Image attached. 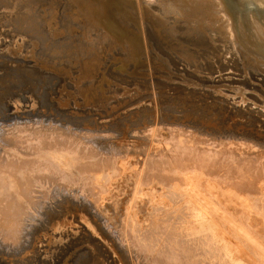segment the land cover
I'll return each mask as SVG.
<instances>
[{"label": "rangeland", "instance_id": "rangeland-1", "mask_svg": "<svg viewBox=\"0 0 264 264\" xmlns=\"http://www.w3.org/2000/svg\"><path fill=\"white\" fill-rule=\"evenodd\" d=\"M5 1L0 264H238L237 257L264 264V255L219 219L239 252L231 258L210 233L211 252L205 251L201 238L185 227L195 207L184 206L181 192L169 193L171 176L159 175L166 154L181 144L222 150L264 168V64L236 42L220 0ZM13 13L21 19L18 29L7 23ZM9 56L22 60L25 71L5 59ZM60 155L69 159V168ZM141 165L155 180L141 179L136 215H127L136 186L133 171ZM11 180L17 192L4 190ZM251 181L250 190L242 191L252 201L251 213L229 202L226 190L216 196L220 205L226 200L223 209L235 208V223L244 218L240 226L264 242V178ZM14 193L22 199L17 206L22 205V220L19 209H12Z\"/></svg>", "mask_w": 264, "mask_h": 264}, {"label": "bare ground", "instance_id": "bare-ground-1", "mask_svg": "<svg viewBox=\"0 0 264 264\" xmlns=\"http://www.w3.org/2000/svg\"><path fill=\"white\" fill-rule=\"evenodd\" d=\"M21 1V0H20ZM5 3H6V1L5 0H0V7H4V5H5ZM14 10V9H13ZM7 15V14H6ZM9 16V15H8ZM11 18L9 19V21L7 22V23H9L8 25H11L12 26V28L13 29H18L20 26H21V19L20 18H18L17 16H15L14 15V13H13V15L11 14ZM227 21V20H226ZM29 22V21H28ZM27 22V23H28ZM227 24L225 25L226 26V29H227V32H228V38H231L232 37V31H231V29H230V26H229V24H228V22H226ZM26 31V30H25ZM15 36V35H14ZM156 37V36H155ZM162 47V46H161ZM10 58V56L7 58V57H5V59H9ZM12 58V57H11ZM10 58V60H11V63L13 64V65H18L19 67H20V69H23L24 71H25V67H22V65H23V63H22V60H20V59H17V58H15V59H11ZM12 65V66H13ZM28 65V64H27ZM26 65V66H27ZM33 69V68H32ZM17 71V70H16ZM34 71V70H33ZM26 72H27V70H26ZM31 72V71H30ZM10 74V73H9ZM27 74V73H26ZM37 76V75H36ZM17 77H19V76H17ZM29 77V76H28ZM14 79V78H13ZM14 81V80H13ZM22 81V80H21ZM43 81V80H42ZM17 82V81H16ZM15 82V83H16ZM14 84V83H13ZM164 85V84H163ZM25 87V86H24ZM32 88V87H31ZM154 91V90H153ZM181 91V90H180ZM16 92V91H15ZM176 96V95H175ZM184 97V96H183ZM182 98V97H181ZM180 98V99H181ZM191 98V97H190ZM194 99V98H193ZM220 101V100H219ZM177 102V101H176ZM180 102V101H179ZM187 105V104H186ZM217 106V105H216ZM219 107H221V104H220V106ZM186 108V107H185ZM190 108V107H189ZM202 109V108H201ZM227 113V112H226ZM189 117V116H188ZM221 117V116H220ZM223 118V117H222ZM221 118V119H222ZM208 119V118H207ZM203 120V119H202ZM210 122V121H209ZM211 123H213V122H211ZM210 123V124H211ZM217 123V122H216ZM209 124V123H208ZM213 125H214V123H213ZM12 146H14V145H12ZM17 146V145H16ZM177 147L174 149V150H172L170 153H169V155H167L166 154V156H168V157H165V160L163 161V162H165V164L164 163H162V167H163V169H164V172H161V174H159L160 176H162V178L163 177H165V174H162V173H166L167 174V177H170L171 176V178L169 179V187H170V189L172 190L171 192H170V190H169V193H171V194H175V193H179V192H181L182 194H184V202L186 203V205L184 204V206H186L187 208H190V207H195V209H196V211H197V213H196V215L195 216H193V217H191V220L188 222V223H185V224H187V225H185V227H186V231H188L189 232V234L190 235H197V237H200L201 238V240H199L200 241V246H201V244L203 243V248H205V251H207V250H209L210 252H211V249L207 246V242H209V243H212L213 241L212 240H210V241H208V239L210 238V237H212V239H217L218 241H220V244L222 245V248H225V252H228V254H229V256L231 257V258H234L233 257V253L234 252H239V250H238V244L236 243V242H232V241H230L229 240V238L227 237V235L226 234H224V232L223 231H225L224 229H222V228H220L219 226H218V224L216 223V221L215 220H217V219H219L220 221H221V223H222V226L224 225L225 227H227V230H229V231H231V232H234L236 235H237V237H238V239H240V241H241V239L242 240H246L248 243H251L252 244V247L255 249L256 248V252H259V254H260V252H261V254H263L264 255V246H261V244H259V243H261L263 240L261 239V238H263V237H260V239L262 240H259V238L257 239V238H255V236H254V238L259 242H257V241H255V239L253 238V236L252 235H250V229L247 231V229H245L244 227H242V226H240V225H242L243 224V222L245 221V223L247 222L246 220H244L243 222H242V220L244 219H242V218H240L241 219V221H238V224L237 223H235V218H234V216H233V211H234V207L233 208H231L232 210H229V208H228V210L227 209H223L224 208V206H225V204H226V200L224 201V203H222V200H221V203H222V205H220V202L218 201V198H217V196H216V194L218 193V192H220V194L224 191V190H226V191H224L225 192V194H226V192H227V195L229 194V196H228V199L230 200L229 202H233V201H231V200H236L238 203H236L237 205H239L240 207H244L243 209L245 210V208L246 209H248L249 210V212L251 211V209H253L252 207H253V205L251 206V203H252V201L251 200H248V198H247V194L245 195V194H243L244 192H242L243 190L244 191H249L250 189V187H252L251 185H253V182L254 181H256V180H254L253 182L251 181V180H253V179H256V178H264V168H262L261 167V162H259L260 163V165L259 164H255L256 166H253V165H251L250 163H248L247 161H246V158L245 159H241V158H236V157H234L232 154L231 155H228V154H225L224 155V153L223 152H221V151H217V150H204V149H201V147L200 146H187L186 144H181V145H176ZM222 146H223V144H222ZM23 147V146H22ZM226 147V146H225ZM18 148V147H17ZM67 148V147H66ZM206 148V147H205ZM211 148V147H210ZM227 148V147H226ZM14 149V148H13ZM24 149V148H23ZM208 149V148H207ZM222 149V148H221ZM36 151V150H35ZM223 151H224V149H223ZM13 152V151H12ZM16 152V151H15ZM23 152V150L21 151V153ZM58 152V151H57ZM57 152H53V153H55V154H57ZM225 152V151H224ZM59 153V152H58ZM226 153H228V152H226ZM29 154V153H28ZM33 154V153H32ZM55 154H54V156H55ZM51 155H53V154H51ZM59 155V154H58ZM52 157V159H55V157ZM56 157H58V156H56ZM59 157H61V158H63L61 155L59 156ZM58 157V158H59ZM239 157V156H238ZM65 158V157H64ZM63 158V159H64ZM66 158H67V155H66ZM18 159V158H17ZM27 159V158H26ZM51 159V158H50ZM68 159V158H67ZM67 159H66V161H67ZM250 159V158H249ZM3 160V159H2ZM1 160V161H2ZM69 160V159H68ZM148 160V159H147ZM252 160V159H251ZM26 161V160H25ZM56 161H58V160H56ZM66 161H65V159H64V163L66 164ZM253 161V160H252ZM60 163H62V165H63V162H62V159H61V161H59ZM58 162V163H59ZM140 161H138V162H136V164L135 165H137L138 163H139ZM142 162V161H141ZM249 162H251V161H249ZM1 163V162H0ZM23 163V162H22ZM27 163V162H26ZM25 163V164H26ZM146 163H147V161L146 162H143V165L145 166L146 165ZM151 163V162H150ZM154 163V162H153ZM92 164V163H91ZM61 165V164H60ZM59 165V166H60ZM62 165H61V167H62ZM88 165V164H87ZM259 165V166H258ZM263 165V164H262ZM65 167H63L64 169L66 168V166H68V164H66V165H64ZM138 166V165H137ZM144 166H139V168L137 169V170H134L133 172H134V176H135V178H138V179H135L134 178V180H136V186H135V184H134V194H133V197H132V200L129 202V205H128V207H126L127 209H126V212H132V216L133 215H136L135 214V212H134V210H135V207H136V205H137V202L135 201V200H137V198L138 197H140L141 196V190L142 189H139L140 187L138 186L139 185V182L141 181V179L142 178H145V176H146V178H148V174H149V172H148V174H146V173H144V169H143V167ZM160 166V165H159ZM70 166H68V168H69ZM133 167V166H132ZM162 167H161V170H162ZM24 168V167H23ZM88 168V167H87ZM150 168V167H149ZM152 168V167H151ZM134 169H135V167H134ZM87 170V169H86ZM1 172V171H0ZM73 172V171H72ZM110 172V171H109ZM109 172L107 173V174H109ZM66 175V174H65ZM104 175H106V174H104ZM104 175H103V177H104ZM111 175H112V173H111ZM49 176V175H48ZM107 176V175H106ZM150 176V175H149ZM154 176V175H153ZM172 176H174V177H172ZM176 176H178V178L176 179V180H174V178H176ZM256 176V177H255ZM47 178V177H46ZM51 178V177H50ZM54 178H56V177H54ZM111 178V177H110ZM145 178V179H146ZM151 178V177H150ZM104 179V181H106L108 178H106V180H105V178H103ZM164 179V178H163ZM10 180V179H9ZM148 180H149V178H148ZM152 180H155L154 178L152 179L151 178V181ZM177 180H179V181H177ZM212 180H214V183H212ZM258 180V179H257ZM101 181V180H100ZM99 181V182H100ZM103 181V180H102ZM109 181V180H108ZM143 181V180H142ZM147 181V180H146ZM145 181V182H146ZM150 181V180H149ZM149 181L148 182H146V183H149ZM150 181V182H151ZM176 181V182H175ZM9 182H10V184H9ZM8 182V186H7V188H6V186H5V189L4 190H9L10 189V192H12V191H15L16 189L14 188V184H13V182H12V180L11 181H9ZM27 182V184H29L28 183V181H26ZM43 182V181H42ZM48 181H46V183H47ZM144 182V181H143ZM168 182V181H167ZM250 182H252V184L250 185ZM257 182V181H256ZM41 183V182H40ZM142 183V182H141ZM249 183V184H248ZM259 183V182H258ZM5 184V185H6ZM26 184V185H27ZM32 184V183H31ZM30 184V185H31ZM44 184V183H43ZM20 185V184H19ZM29 185V186H30ZM47 185H49L50 186V184L48 183ZM98 185V184H97ZM144 185V184H143ZM4 186V184H2V176L0 175V196H1V193H3V187ZM32 186V185H31ZM38 186V185H37ZM104 186V185H103ZM140 186H142V184H140ZM13 188H14V190H13ZM169 189V188H168ZM12 190V191H11ZM22 190V189H21ZM31 190V189H30ZM151 190V189H150ZM221 190H223L222 192H221ZM254 190V189H253ZM27 191V190H26ZM5 192V191H4ZM8 191H6V193H7ZM15 192H17V191H15ZM23 192H25V190L23 191ZM23 192H21V194L23 193ZM223 192V193H224ZM229 192V193H228ZM245 192V193H246ZM222 193V194H223ZM15 194H17V193H14V194H12V197L14 198V201H13V208L12 209H14V207H16L15 208V210H16V213H18V211H19V215H20V217H19V219H21V213H23V211L22 212H20V207L22 206V205H20L19 207H17L18 206V202H20L22 199L21 198H19V200L18 199H15ZM19 194H20V192H19ZM20 194V196H22ZM27 193H25V195H26ZM29 194V193H28ZM27 194V196H29ZM36 194H37V192H36ZM168 194V193H167ZM224 194V195H225ZM7 196V195H6ZM26 196V197H27ZM43 196V195H42ZM174 195H172V197H173ZM177 196V195H176ZM221 196V195H220ZM22 197H24L25 198V196L23 195ZM172 197L171 198H169V200H170V202H171V200H172ZM227 197V196H226ZM225 197V198H226ZM6 198V197H5ZM23 198V199H24ZM28 198V197H27ZM27 198H25L26 199V201H27ZM30 198V197H29ZM35 198V197H34ZM174 199H177L175 196L173 197ZM21 199V200H20ZM131 199V198H130ZM227 199V198H226ZM1 200V199H0ZM33 200V199H32ZM35 200V199H34ZM168 200V199H167ZM220 200V199H219ZM261 200H263V198L261 199ZM139 201V200H138ZM173 202H174V200H172ZM23 202V201H22ZM21 202V203H22ZM42 202V201H41ZM160 202V201H159ZM183 201H182V203H184ZM254 202V201H253ZM261 202V201H260ZM26 203V202H25ZM27 203H29L28 201H27ZM128 203V202H127ZM138 203H140V202H138ZM234 203H235V201H234ZM250 203V204H249ZM255 204L256 203H258V202H254ZM253 203V204H254ZM262 203V202H261ZM260 203V204H261ZM254 204V205H255ZM5 205V204H4ZM9 205V204H8ZM7 205V206H8ZM11 206H12V203L10 204ZM157 205V204H156ZM156 205H153V206H156ZM160 205V204H159ZM158 205V206H159ZM171 205V204H170ZM224 205V206H223ZM6 206V207H7ZM11 206H9V207H11ZM24 206H26V205H24ZM68 206V205H67ZM70 206V205H69ZM164 206V205H163ZM220 206H222V207H220ZM235 206V205H234ZM32 207V206H31ZM35 207V206H34ZM33 207V208H34ZM226 207V206H225ZM236 207V206H235ZM239 207V208H240ZM255 207V206H254ZM259 207V206H258ZM264 207V206H263ZM262 207V208H263ZM71 208V207H70ZM153 208V207H152ZM242 208H241V210H242ZM251 208V209H250ZM17 209H19L18 211H17ZM23 209V208H22ZM21 209V210H22ZM31 209V208H30ZM148 209V208H147ZM255 209H257V208H255ZM254 209V210H255ZM261 209V208H260ZM260 209H257V210H260ZM264 209V208H263ZM5 210H7V209H5ZM14 210V211H15ZM137 210V209H136ZM155 210V209H154ZM159 210V209H158ZM9 211V210H8ZM11 211V210H10ZM65 211V210H64ZM149 211V210H148ZM160 211V210H159ZM261 211H263V210H261ZM260 211V212H261ZM12 212L13 211H11V215H12ZM60 212V211H59ZM130 212H129V214H127V215H130ZM152 212H153V210H152ZM245 212H248V211H244V213ZM252 212V211H251ZM250 212V213H251ZM255 213H256V211H254ZM15 213V214H16ZM56 213V212H55ZM65 213V212H64ZM67 213V212H66ZM65 213V214H66ZM69 213V212H68ZM158 213V212H157ZM243 213V214H244ZM258 213V212H257ZM263 212H261V214H262ZM155 214V213H154ZM259 214V213H258ZM27 215V214H26ZM161 215V214H160ZM176 215V214H175ZM245 216H247L246 214H244ZM251 214H249V216H250ZM257 215V214H256ZM263 215H264V213H263ZM262 215V216H263ZM8 216H9V214H8ZM13 216H15V215H12V217ZM58 216V215H57ZM243 216V215H242ZM248 216V217H249ZM261 216V217H262ZM11 217V219H10V217L9 218H7V221L6 222H8V219L10 220V223L11 222H13L14 221V219L13 218H15V217H13L12 218ZM64 217H66V215L64 216ZM63 217V218H64ZM147 217V216H146ZM188 217V216H187ZM247 217V218H248ZM251 217V216H250ZM261 217H259V218H261ZM134 218V217H133ZM139 218H142V216L141 217H139ZM148 218V217H147ZM264 218V217H263ZM18 219V218H17ZM27 219V218H26ZM60 219H61V217H60ZM126 219V218H125ZM146 219V218H145ZM145 219L142 221H140V222H144V223H142V224H144L145 225V223H147V220H146V222H145ZM157 219V218H156ZM161 219H162V217H161ZM188 219H189V217H188ZM239 219V220H240ZM246 219V218H245ZM250 219V218H249ZM22 220V219H21ZM264 220V219H263ZM263 220H261V221H263ZM29 221V220H28ZM67 221V220H66ZM136 221V220H135ZM135 221H132V222H134L135 223ZM139 221V220H138ZM155 221V220H154ZM181 221H183V220H181ZM249 221V220H248ZM5 222V221H4ZM27 222V221H26ZM63 222V221H62ZM139 222V223H140ZM239 222H241V224L239 223ZM9 223V222H8ZM10 223H9V225H10ZM152 223V222H151ZM182 223V222H181ZM245 223H244V225H245ZM24 224V223H23ZM133 224V223H132ZM136 224V223H135ZM177 224V223H176ZM180 224V223H179ZM13 225V224H12ZM57 225H59V224H57ZM139 225V224H138ZM6 226V225H5ZM18 226V225H17ZM132 226V225H131ZM164 226V225H163ZM169 226V225H168ZM177 226L179 227V225L177 224ZM135 227V226H134ZM176 227V226H175ZM224 227V228H225ZM229 227V228H228ZM19 228V227H18ZM132 228V227H131ZM143 228V227H142ZM166 228V227H165ZM174 228V227H173ZM172 228V229H173ZM182 228V227H181ZM183 228H184V226H183ZM140 229H141V227H140ZM140 229H138V230H140ZM144 229V228H143ZM151 229V228H150ZM155 229V228H154ZM171 229V228H170ZM179 229H180V227H179ZM17 230V229H16ZM21 230V229H20ZM19 230V231H20ZM142 230V229H141ZM140 230V231H141ZM176 230H178L177 229V227H176ZM18 231V232H19ZM140 231H138V232H140ZM207 232V236H201L202 235V233L203 232ZM21 232V231H20ZM137 232V231H136ZM137 232V233H138ZM187 232V233H188ZM205 232V233H206ZM145 233H147L146 232V230H145ZM150 233H151V231H150ZM149 233V234H150ZM153 233V232H152ZM159 234H160V232H158ZM162 233V232H161ZM170 233V232H169ZM173 233V232H172ZM175 233V232H174ZM176 233H178V231L176 232ZM210 233V235H213L214 236V238H213V236H209V238H208V234ZM13 234V233H12ZM21 234V233H20ZM20 234H18V235H20ZM155 234V233H154ZM165 234H166V232H165ZM179 234V233H178ZM188 234V235H189ZM198 234L200 235V236H198ZM252 234V233H251ZM11 235V234H10ZM143 237H144V234H141ZM162 235V234H161ZM177 235V234H176ZM167 236V238H168V235H166ZM194 236V237H195ZM9 237V236H8ZM17 237H19V236H17ZM141 237V236H140ZM145 237H146V235H145ZM145 237L144 238H142V239H144L145 240V242H147V243H149L150 244V242H152L153 243V240L152 241H149V239L147 240V239H145ZM170 237V236H169ZM149 238V237H148ZM173 238H175V237H173ZM190 238V237H189ZM12 239V238H11ZM37 239V238H36ZM152 239V238H151ZM176 239V238H175ZM192 239V238H191ZM141 240V239H140ZM143 240V241H144ZM147 240V241H146ZM162 241H163V238L161 239ZM172 240V239H171ZM189 240V239H188ZM193 240V239H192ZM195 240V239H194ZM193 240V241H194ZM16 241V240H15ZM34 241V240H33ZM186 241V240H185ZM185 241H184V243H185ZM189 241H191V240H189ZM198 241V240H197ZM9 242V241H8ZM18 242V241H17ZM181 242V241H180ZM216 242V241H215ZM141 243H142V241H141ZM146 243V244H147ZM166 243V242H165ZM191 243V242H190ZM198 243V242H197ZM209 243H208V245H209ZM247 243V244H248ZM264 242H262V244H263ZM99 244V243H98ZM143 244H145V243H143ZM149 244H147V247H148V245ZM160 244V243H159ZM164 244V243H163ZM162 244V245H163ZM167 244V243H166ZM169 244V243H168ZM177 244V243H176ZM176 244H174V245H176ZM179 244V243H178ZM194 244V243H193ZM250 244V245H251ZM34 245V244H33ZM138 245V244H137ZM151 245V244H150ZM170 245V244H169ZM172 245V244H171ZM181 245H182V242H181ZM152 246L154 247L155 246V244H152ZM183 246V245H182ZM186 246H187V244H186ZM192 246V245H191ZM189 247L191 250H192V252L194 253V248L193 247ZM193 246H195V247H197L196 245H193ZM96 247V246H95ZM144 247H146V246H144ZM146 247V248H147ZM150 247V246H149ZM164 247V246H163ZM178 247V246H177ZM23 248V247H22ZM161 248V247H160ZM20 249V248H19ZM31 249V248H30ZM107 249V248H106ZM166 249H167V247H166ZM196 249V248H195ZM199 249H201V248H199ZM97 250V249H96ZM109 250V249H108ZM173 250H175L174 248H173ZM189 250V249H188ZM188 250H186L187 251V253H189L188 252ZM95 251V250H94ZM196 251V250H195ZM217 251V250H216ZM198 252V251H197ZM202 252V251H201ZM114 253V252H113ZM117 253V252H116ZM172 253H174V251L172 252ZM91 254V253H90ZM94 254V253H93ZM93 254H91V255H93ZM190 254V253H189ZM189 254H188V256H189ZM192 254V253H191ZM190 254V255H191ZM197 254V253H196ZM100 255V254H99ZM107 255V254H106ZM176 255V254H175ZM178 255V254H177ZM262 255V256H263ZM35 256V255H34ZM101 256V255H100ZM100 256H99V258H100ZM4 257V256H3ZM28 257V256H27ZM88 257V256H87ZM210 257V256H209ZM213 257V256H212ZM107 258H109V257H107ZM115 258V257H114ZM171 258V257H170ZM240 258V257H239ZM264 258V257H263ZM29 259V258H28ZM31 259V258H30ZM80 259V258H79ZM157 259V258H156ZM197 259V258H196ZM202 259V258H201ZM211 259V258H210ZM209 259V260H210ZM7 260V259H6ZM22 260V259H21ZM237 262H238V264H246V262L245 261H243L242 260V258H240V259H238V257H237ZM30 261V260H29ZM33 261V260H32ZM95 261H98V260H96L95 259ZM173 261V255H172V260H171V262ZM174 261H176V260H174ZM178 261V260H177ZM203 261V260H202ZM44 262V261H43ZM179 262V261H178ZM97 263V262H96ZM195 263V262H194ZM208 263V262H207ZM207 263H205V264H207ZM248 263H249V261H248ZM252 263V262H251ZM92 264V263H91ZM102 264H104V263H102ZM171 264V263H170Z\"/></svg>", "mask_w": 264, "mask_h": 264}, {"label": "water", "instance_id": "water-1", "mask_svg": "<svg viewBox=\"0 0 264 264\" xmlns=\"http://www.w3.org/2000/svg\"><path fill=\"white\" fill-rule=\"evenodd\" d=\"M236 42L264 64V0H220Z\"/></svg>", "mask_w": 264, "mask_h": 264}]
</instances>
